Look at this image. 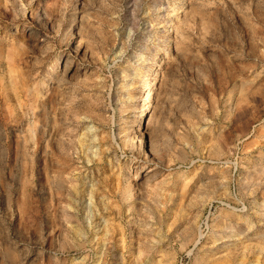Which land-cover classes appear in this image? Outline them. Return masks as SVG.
Here are the masks:
<instances>
[{"label": "rangeland", "instance_id": "374dc122", "mask_svg": "<svg viewBox=\"0 0 264 264\" xmlns=\"http://www.w3.org/2000/svg\"><path fill=\"white\" fill-rule=\"evenodd\" d=\"M0 264H264V0H0Z\"/></svg>", "mask_w": 264, "mask_h": 264}, {"label": "bare ground", "instance_id": "6f19581e", "mask_svg": "<svg viewBox=\"0 0 264 264\" xmlns=\"http://www.w3.org/2000/svg\"><path fill=\"white\" fill-rule=\"evenodd\" d=\"M135 121H137V120H135Z\"/></svg>", "mask_w": 264, "mask_h": 264}]
</instances>
